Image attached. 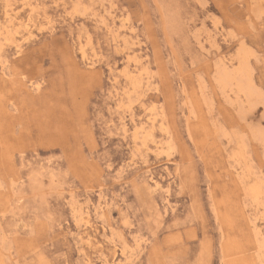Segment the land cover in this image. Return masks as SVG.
Segmentation results:
<instances>
[{
    "label": "rangeland",
    "instance_id": "1",
    "mask_svg": "<svg viewBox=\"0 0 264 264\" xmlns=\"http://www.w3.org/2000/svg\"><path fill=\"white\" fill-rule=\"evenodd\" d=\"M106 262L264 264V0H0V264Z\"/></svg>",
    "mask_w": 264,
    "mask_h": 264
},
{
    "label": "bare ground",
    "instance_id": "2",
    "mask_svg": "<svg viewBox=\"0 0 264 264\" xmlns=\"http://www.w3.org/2000/svg\"><path fill=\"white\" fill-rule=\"evenodd\" d=\"M141 79V78H140ZM226 79H230V76L229 75H225V77H224V80H226ZM88 222H89V220H88ZM109 228V227H108ZM121 254V253H120ZM122 255L123 256H125V254L124 253H122ZM106 264H110L109 262H106Z\"/></svg>",
    "mask_w": 264,
    "mask_h": 264
}]
</instances>
